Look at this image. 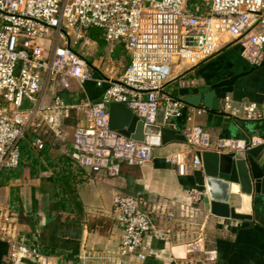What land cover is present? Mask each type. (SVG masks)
Returning a JSON list of instances; mask_svg holds the SVG:
<instances>
[{"label":"built area","instance_id":"1","mask_svg":"<svg viewBox=\"0 0 264 264\" xmlns=\"http://www.w3.org/2000/svg\"><path fill=\"white\" fill-rule=\"evenodd\" d=\"M50 30L55 38L47 52L43 39ZM91 30L99 31L108 44L121 43L129 54V65L118 81L95 78L84 56L75 50L77 46L87 52ZM231 43L240 45L251 65L261 63L264 0H0V172L18 168L20 142L28 129L45 125L61 138L63 124L72 111L84 118V124L74 128L72 138L79 167L116 177L122 163L145 166L152 160L153 149L161 146L160 137L146 136L137 142L110 130L108 106L125 105L144 125L156 124L160 108L164 109L166 128L187 109V121H191L207 109L188 107L166 92L173 67H196ZM70 80L80 87L92 82L107 88L97 102L66 105L56 91L66 90ZM46 86L56 93L51 104L41 100ZM223 101L220 113L235 121H264V101L240 103L229 96ZM184 135L197 154L207 152V139L199 129ZM34 145L38 149L43 146L39 140ZM217 146L228 149V153L256 147L264 152V139L219 140ZM164 159L179 175L186 173L184 153H172ZM201 164L196 156L193 167ZM112 206L123 234L117 252L104 257L105 261L120 264L129 257L144 260L148 234L159 241H171L169 233L154 223L137 198L117 194ZM14 223V216L0 207V240L9 245L11 262L31 259L35 264H48L36 249L17 240ZM202 239L190 242L187 251L199 252L204 261L212 263L217 254L203 250Z\"/></svg>","mask_w":264,"mask_h":264},{"label":"crops","instance_id":"2","mask_svg":"<svg viewBox=\"0 0 264 264\" xmlns=\"http://www.w3.org/2000/svg\"><path fill=\"white\" fill-rule=\"evenodd\" d=\"M89 37L87 52L77 46L75 50L82 53L95 78L118 81L129 65V54L121 43H106L97 30H91ZM262 52L261 63L251 65L240 45L231 43L196 67H173L165 85L167 93L173 96L177 91L181 99L213 92L218 110L200 105L207 111L191 121H187L188 109L184 110L168 128L183 134L199 129L207 139L205 151L218 154L228 153L217 146L219 140L264 139V121L238 122L220 113L226 96L240 103L264 101V47ZM68 84L66 90L56 93H66L71 105L97 102L107 88L92 82L82 87L72 80ZM56 93L46 86L41 100L51 104ZM83 124V115L72 111L61 138L45 125L28 129L21 140L18 168L0 172V207L14 216L18 241L36 249L48 264H115L104 257L117 252L123 234L112 201L115 195L124 194L137 198L171 241H159L148 234L146 258H124L120 264H264V195L231 194L229 207L250 219L212 215L203 165L193 167L198 150L188 142L173 141L154 148L152 160L140 168L122 163L116 177L104 171L92 173L76 164L72 144L74 128ZM38 140L41 149L34 145ZM176 152L185 154L187 169L182 176L164 159ZM199 237H203V250L216 252L214 262L204 261L199 252L188 253L187 245ZM9 253V245L0 240V264H14ZM19 264L35 262L25 259Z\"/></svg>","mask_w":264,"mask_h":264},{"label":"water","instance_id":"3","mask_svg":"<svg viewBox=\"0 0 264 264\" xmlns=\"http://www.w3.org/2000/svg\"><path fill=\"white\" fill-rule=\"evenodd\" d=\"M173 97L179 98L177 91L173 93ZM61 99L66 105H70L66 93L61 94ZM181 100L194 106L203 105L212 111L218 110V101L213 92L185 96ZM163 110H158L155 125H144L125 105L111 103L108 106V127L137 142H143L146 135L160 137L163 146L173 141L187 142L183 133L163 126ZM197 156L203 165L204 185L210 201L211 214L236 221L250 219L249 216L238 214L234 208L229 207V199L231 194L238 192L245 195H264L263 148L224 154L203 152Z\"/></svg>","mask_w":264,"mask_h":264},{"label":"rangeland","instance_id":"4","mask_svg":"<svg viewBox=\"0 0 264 264\" xmlns=\"http://www.w3.org/2000/svg\"><path fill=\"white\" fill-rule=\"evenodd\" d=\"M55 38L54 36V32L53 31H48V33L45 35L44 39H43V43L45 46L46 51L48 52L51 48V44L53 42V39ZM58 46H61V43L58 42ZM82 54V53H81ZM9 109H12V107L10 105H8ZM21 142H20V148H21Z\"/></svg>","mask_w":264,"mask_h":264}]
</instances>
